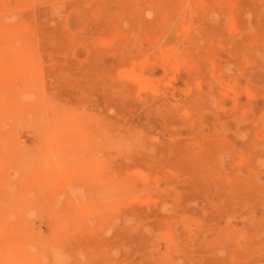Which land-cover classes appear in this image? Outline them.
Wrapping results in <instances>:
<instances>
[{"label": "rangeland", "instance_id": "obj_1", "mask_svg": "<svg viewBox=\"0 0 264 264\" xmlns=\"http://www.w3.org/2000/svg\"><path fill=\"white\" fill-rule=\"evenodd\" d=\"M0 264H264V0H0Z\"/></svg>", "mask_w": 264, "mask_h": 264}, {"label": "bare ground", "instance_id": "obj_2", "mask_svg": "<svg viewBox=\"0 0 264 264\" xmlns=\"http://www.w3.org/2000/svg\"><path fill=\"white\" fill-rule=\"evenodd\" d=\"M188 30V29H187ZM163 42V41H162ZM149 54V53H148ZM177 63V62H176ZM120 71V70H119ZM126 74V73H125ZM132 74V73H131ZM122 75H124V74H122ZM131 76V75H130ZM133 76V75H132ZM124 77V76H123ZM60 121V120H59ZM60 123V122H59ZM61 125V124H60ZM59 125V126H60ZM57 126V125H56ZM61 128V127H60ZM53 133V132H52ZM59 134V133H58ZM110 140V139H109ZM110 142H111V140H110ZM53 143V142H52ZM46 144H48L47 142H46ZM48 146H50V144L48 145ZM51 148V147H50ZM92 158V157H91ZM41 173V172H40ZM41 175V174H40ZM33 177V176H32ZM42 177V176H41ZM157 185V184H156ZM115 190H116V188H115ZM106 196H108V195H106ZM113 198V197H112ZM108 199V198H107ZM48 219V218H47ZM25 222V221H24ZM220 254V253H219Z\"/></svg>", "mask_w": 264, "mask_h": 264}]
</instances>
